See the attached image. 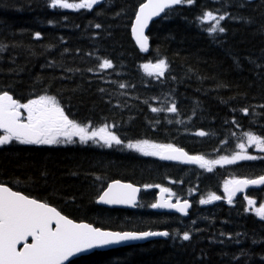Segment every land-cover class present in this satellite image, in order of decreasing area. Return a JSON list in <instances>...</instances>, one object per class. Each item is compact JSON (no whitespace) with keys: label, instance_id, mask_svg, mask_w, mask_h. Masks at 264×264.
<instances>
[{"label":"trees","instance_id":"16d2710c","mask_svg":"<svg viewBox=\"0 0 264 264\" xmlns=\"http://www.w3.org/2000/svg\"><path fill=\"white\" fill-rule=\"evenodd\" d=\"M144 1L105 0L92 10H74L52 8L50 0H0V92L21 103L54 96L70 119L115 125L123 141L111 149L12 141L0 147V183L76 221L169 232L166 239L94 251L68 264H264V220L247 210L245 196L229 207L220 194L227 177L264 174V159L209 172L126 150L128 142L150 140L208 157L230 151L246 131L264 137V0L181 4L151 23L149 49L141 51L130 27ZM206 10L230 14L220 22L224 33L210 35L211 18L207 24L197 20ZM104 59L113 67L100 69ZM159 59L168 69L157 78L143 65ZM173 104L176 113L167 110ZM112 179L152 188L142 192L134 210L109 209L96 198ZM163 184L191 200L187 217L149 208L152 190ZM213 193L221 199L199 203ZM247 195L261 201L264 189ZM185 231L188 241L182 239Z\"/></svg>","mask_w":264,"mask_h":264},{"label":"snow or ice","instance_id":"6c2138e0","mask_svg":"<svg viewBox=\"0 0 264 264\" xmlns=\"http://www.w3.org/2000/svg\"><path fill=\"white\" fill-rule=\"evenodd\" d=\"M101 0H79L78 3H69L68 0H50V7L61 9H86L92 10L94 5H99ZM192 5L194 0H145L135 11V20L131 26L132 36L141 51H146L149 38L145 35V29L153 17L160 16L166 9L174 5ZM230 14L224 12L204 11L197 17L198 21L208 23L209 18L214 22L207 30L210 35L218 32L224 33L225 28L220 25ZM100 28V24L95 25ZM41 34L37 32L35 37L39 39ZM3 50V46H0ZM112 62L104 59L99 64L100 69L112 68ZM146 69L148 65H143ZM157 78L163 77L168 64L165 59H159L154 65ZM91 71V69H90ZM152 73H150L151 75ZM120 87H125L121 84ZM103 91V89H101ZM261 107H264L262 105ZM153 112L160 109L152 108ZM176 113L177 107L173 104L167 109ZM245 115L248 109H241ZM233 123H236L233 120ZM112 127H115L113 125ZM0 145L17 141L22 145H56L61 143H74V137L79 138L82 144L92 141L96 144L111 147L120 145L123 141L111 131L109 125L94 128L89 122L83 124L66 115L64 108L56 97L38 95L28 99L26 103L14 99L7 91L0 93ZM196 135L203 137L205 132L199 131ZM247 145H255L260 152H264V138L251 132L244 134ZM247 145L243 142L237 147L240 149L235 155L221 156L219 160H205L203 156H190L183 149L173 144H157L149 140H138L135 143L128 142L127 147L142 153L145 156H158L161 160L180 161L182 163H198L201 168L212 171L215 164H233L239 161H252L264 159L246 154ZM247 185H264V175L255 179H234L226 181L224 191L228 203H232L233 195ZM138 189L131 184H122L119 180L107 185L99 195L98 203L104 204H134ZM162 192H168L162 188ZM221 197L210 194L208 199H201L200 204H208ZM249 205L255 201L245 197ZM152 208H174L177 212L187 214L190 207L187 200L176 204L169 202L154 203ZM256 216L264 220V203L256 208ZM149 236H169V232H113L93 226L91 223H77L67 215L61 214L57 208L47 202L30 198L21 191L0 183V264H65L69 257L89 249L104 247L127 240L142 239ZM30 238V242H29ZM182 239L188 241L190 235L183 233ZM22 245V246H21ZM19 246V247H18Z\"/></svg>","mask_w":264,"mask_h":264},{"label":"water","instance_id":"95a60500","mask_svg":"<svg viewBox=\"0 0 264 264\" xmlns=\"http://www.w3.org/2000/svg\"><path fill=\"white\" fill-rule=\"evenodd\" d=\"M105 0H101V3L104 2ZM145 2V1H144ZM100 3V4H101ZM99 4V5H100ZM94 6H97V5H94ZM177 5H174L172 7H175ZM171 7V8H172ZM170 9V8H169ZM138 10V7L137 9ZM167 10V9H166ZM164 13V12H163ZM160 14V16L158 17H153V19L151 21H149V26L145 29V35L148 36L147 32H148V29L151 25L152 22H154L155 20L159 19L162 14ZM134 20H135V15H134V18L132 20V23H131V26L132 24L134 23ZM130 36H131V39L132 41L134 42V44L136 45L137 48H139V46L136 44V41L134 39V37L132 36V32H131V27H130ZM148 46H149V42H148ZM148 48V47H147ZM140 49V48H139ZM189 155V154H188ZM191 156V155H190ZM165 161H170V160H165ZM172 162H180V161H172ZM185 164H198V163H185ZM119 180L122 184H131L133 187L137 188L138 191L136 193V199H135V202L134 204H112V205H109V204H104V203H98V198L99 196L97 197L96 199V203L98 205H101L103 207H106V208H121V209H128V210H132L133 208H135V205L136 203L138 202V197H139V192H140V187L139 186H136L132 183H130L129 181H123V180H120V179H116L114 181H117ZM114 181H110L108 184L114 182ZM107 187V186H106ZM106 187L104 189H106ZM24 194V193H23ZM102 194V192L100 193V195ZM165 195H166V192H162L161 190L157 193V197H156V202L155 203H164V202H169V203H172V204H176V202H172V198H165ZM30 198H34V197H30ZM36 199V198H35ZM39 200V199H38ZM188 201V200H187ZM43 202V201H42ZM181 203H183V201H180ZM189 202V201H188ZM50 206H52L51 204H49ZM189 205L191 206V203L189 202ZM54 207V206H52ZM56 208V207H55ZM190 208V207H189ZM188 208V209H189ZM156 210H165L167 212H174V213H177V214H183V213H180V212H177L174 208H165V207H161V208H154ZM187 209V210H188ZM58 210V209H57ZM186 210V211H187ZM59 211V210H58ZM61 214H63L61 212ZM64 215V214H63ZM74 220V219H73ZM75 222L77 223H80V222H83V223H87V222H84V221H76L74 220ZM94 226V225H93ZM103 230H107V231H113V232H135V233H140V232H162V231H151V230H141V231H119V230H111V229H105V228H102ZM30 239V238H29ZM156 239H166L165 236H149V237H145V238H142V239H136V240H127V241H122L120 243H116V244H111V245H108V246H104V247H98V248H93V249H89L85 252H82V253H77L75 256L73 257H69V260L65 262V264H68L70 261L74 260L75 258L77 257H80V256H84V255H88L94 251H104V250H107V249H112V248H119V247H124V246H130V245H137V244H143L145 242H148V241H151V240H156ZM19 247V246H18Z\"/></svg>","mask_w":264,"mask_h":264},{"label":"bare ground","instance_id":"6f19581e","mask_svg":"<svg viewBox=\"0 0 264 264\" xmlns=\"http://www.w3.org/2000/svg\"><path fill=\"white\" fill-rule=\"evenodd\" d=\"M179 6V5H177ZM149 38V37H148ZM149 44H150V41H149ZM139 49V48H138ZM140 50V49H139ZM11 95V94H10ZM12 96V95H11ZM13 97V96H12ZM14 98V97H13ZM15 99V98H14ZM17 100V99H16ZM214 201H212L211 203H208V205L212 204ZM190 210H191V207L187 210V214H178L179 216H182V217H187L190 213Z\"/></svg>","mask_w":264,"mask_h":264},{"label":"rangeland","instance_id":"374dc122","mask_svg":"<svg viewBox=\"0 0 264 264\" xmlns=\"http://www.w3.org/2000/svg\"><path fill=\"white\" fill-rule=\"evenodd\" d=\"M246 145H247V141H246ZM252 146L255 147V145H247L246 148L250 149V147H252ZM255 148H256V147H255ZM208 160H216V158L211 154V155H209ZM238 161H239V160H238ZM238 161H237V162H238ZM257 207H259V206H257Z\"/></svg>","mask_w":264,"mask_h":264},{"label":"flooded vegetation","instance_id":"af4514ba","mask_svg":"<svg viewBox=\"0 0 264 264\" xmlns=\"http://www.w3.org/2000/svg\"><path fill=\"white\" fill-rule=\"evenodd\" d=\"M0 93H2V92H0ZM218 195V194H217ZM219 196V195H218Z\"/></svg>","mask_w":264,"mask_h":264}]
</instances>
